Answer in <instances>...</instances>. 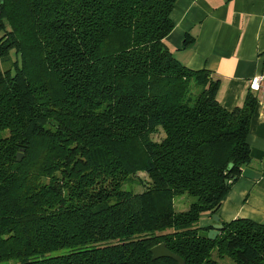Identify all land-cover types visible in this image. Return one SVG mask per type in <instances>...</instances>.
<instances>
[{"label":"trees","instance_id":"trees-1","mask_svg":"<svg viewBox=\"0 0 264 264\" xmlns=\"http://www.w3.org/2000/svg\"><path fill=\"white\" fill-rule=\"evenodd\" d=\"M175 2L0 0V264H177L159 243L264 264V221L199 226L250 160L258 99L225 109L219 78L174 56Z\"/></svg>","mask_w":264,"mask_h":264},{"label":"crops","instance_id":"crops-1","mask_svg":"<svg viewBox=\"0 0 264 264\" xmlns=\"http://www.w3.org/2000/svg\"><path fill=\"white\" fill-rule=\"evenodd\" d=\"M171 19L166 45L185 66L219 78L216 98L222 107L240 106L248 89L257 95L247 135L250 160L230 183L216 214L220 223L239 217L263 222L264 0H176ZM186 205L181 196L174 199L176 211H187ZM212 216L203 213L199 226H211Z\"/></svg>","mask_w":264,"mask_h":264},{"label":"water","instance_id":"water-1","mask_svg":"<svg viewBox=\"0 0 264 264\" xmlns=\"http://www.w3.org/2000/svg\"><path fill=\"white\" fill-rule=\"evenodd\" d=\"M22 157V153L17 154V160L19 161ZM233 166V163L228 164V169H231ZM214 223L211 225V228L207 232V237L209 239H215L220 231L223 228V224L220 223L219 216L217 214H214L213 216ZM152 259H158L161 257H169L177 261V264H184V260L177 255L176 253L172 252L164 243H159L152 247L150 249Z\"/></svg>","mask_w":264,"mask_h":264},{"label":"rangeland","instance_id":"rangeland-1","mask_svg":"<svg viewBox=\"0 0 264 264\" xmlns=\"http://www.w3.org/2000/svg\"><path fill=\"white\" fill-rule=\"evenodd\" d=\"M6 65H9L8 63L7 64H4L3 62L0 61V69L4 68ZM156 139H159L160 137L159 136H155ZM139 176L144 178L145 175L143 173H139ZM145 180V179H144ZM143 181V180H142ZM124 188H128L129 185L128 184H124L123 185ZM144 185L141 183V184H138V183H135L133 185V188L135 191H141L143 189ZM181 198H184L185 199V202H186V206L188 207L189 204L192 202L193 200V197L187 195V194H183L181 195ZM203 234L205 233L204 231L202 232ZM54 254V253H53ZM212 258L216 259L217 261L219 262H222V263H225V264H234V262L232 260H230L229 258L227 257H224L223 259L219 258L216 254V252H213L212 254Z\"/></svg>","mask_w":264,"mask_h":264},{"label":"built area","instance_id":"built-area-1","mask_svg":"<svg viewBox=\"0 0 264 264\" xmlns=\"http://www.w3.org/2000/svg\"><path fill=\"white\" fill-rule=\"evenodd\" d=\"M262 78H263L262 76L256 78V80L254 81V84H256V86L259 85V83L262 80Z\"/></svg>","mask_w":264,"mask_h":264}]
</instances>
